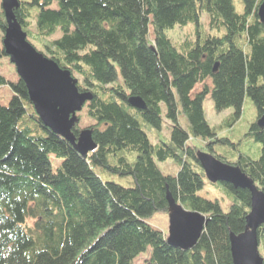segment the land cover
Here are the masks:
<instances>
[{
    "label": "trees",
    "instance_id": "obj_1",
    "mask_svg": "<svg viewBox=\"0 0 264 264\" xmlns=\"http://www.w3.org/2000/svg\"><path fill=\"white\" fill-rule=\"evenodd\" d=\"M19 1L15 14L29 41L38 40L45 55L80 77L79 90L92 94L85 105L94 121L86 126L97 149L80 154L42 123L24 81L0 73V87L9 83L13 90L7 105L0 102V264H134L147 252L145 264H233L230 235L246 230L251 193L210 182L194 140H204L209 153L239 166L264 191V126L257 123L264 116L262 0H243L242 13L233 0ZM203 12L219 33L201 27ZM189 23L195 37L176 45L167 31ZM5 25L0 10L2 32ZM208 79L212 87L193 95ZM208 94L216 110L234 109L222 125L205 117ZM131 96L145 109L131 106ZM246 97L257 110L246 135L260 143V155L238 151L229 161L213 144L229 140L219 132L240 117ZM163 105L170 138L153 143L139 116L161 130ZM79 130L77 124L74 134ZM52 154L61 159L56 170ZM167 159L178 164L176 174L159 168L157 160ZM96 167L131 175L134 186L104 180ZM207 183L231 198L228 211L218 198L200 194ZM167 191L207 218L192 249L171 246L147 221L155 211L168 212ZM258 238L261 254L264 224Z\"/></svg>",
    "mask_w": 264,
    "mask_h": 264
},
{
    "label": "water",
    "instance_id": "obj_2",
    "mask_svg": "<svg viewBox=\"0 0 264 264\" xmlns=\"http://www.w3.org/2000/svg\"><path fill=\"white\" fill-rule=\"evenodd\" d=\"M1 1L6 20L2 46L19 78L26 84L37 115L46 127L65 138L86 157L97 149L93 130L90 127L84 128L75 135L73 129L79 123L77 113L92 99V94L80 91L78 79L70 69L61 67L29 41L27 32L15 14L20 1ZM257 14L260 21L264 22V0L260 3ZM216 69L217 64L214 71ZM128 102L138 109L146 107L145 102L137 96L129 97ZM257 123L263 127L264 116ZM199 158L210 182L228 183L234 188L250 191L251 208L247 215L246 230L230 235L233 264H263L258 228L264 224V191L239 166L223 162L211 153L200 152ZM166 197L169 213V234L166 240L173 247L192 249L207 224V218L199 211L185 208L170 191H167Z\"/></svg>",
    "mask_w": 264,
    "mask_h": 264
},
{
    "label": "rangeland",
    "instance_id": "obj_3",
    "mask_svg": "<svg viewBox=\"0 0 264 264\" xmlns=\"http://www.w3.org/2000/svg\"><path fill=\"white\" fill-rule=\"evenodd\" d=\"M234 5L238 12L242 13L244 11L243 0H233ZM0 0V10H2ZM201 27L206 28L207 32L210 33H219L216 30L210 29L208 24V17L206 12H203L201 15ZM152 28V27H151ZM195 23H189L185 26H176L173 29L167 31V34L172 38L173 42L178 45L184 39L189 38L193 39L195 37ZM4 32V31H3ZM3 32L0 28V47L2 46L3 41ZM61 35V31L58 30L51 38H57ZM33 44L38 50L44 51L43 45L36 39H32ZM0 73L3 74L9 81L18 80L19 76L16 72V68L13 63L10 62L7 56H4L0 59ZM78 81L81 82L79 76L76 77ZM205 85H208L209 88L212 87L211 79L206 80L203 83H199L193 90V95L201 91ZM13 95V90L9 83H6L0 87V102L4 105L9 103L10 98ZM234 111L233 108H225L220 111L216 110L214 107L213 100L211 95L208 94L204 100V112L205 117L211 126H219L225 123L227 117ZM79 117V127L80 130L88 128L86 125L90 124L94 120L90 118L86 111V105L82 108L81 111L77 113ZM257 118V110L249 97H246L244 102V107L240 117L233 122L231 126L226 125L219 134L221 138H229L225 141H217L213 144L215 150L219 154L226 155L229 161L234 160L238 156V151L246 153L253 158H257L260 155V143L256 141L253 137L246 135V132L249 129V126ZM140 121L143 124L144 129L149 134V137L153 143H158L161 139L168 140L170 138V122L166 119L165 116V107L163 105V123L161 130L155 129L148 125L144 119L139 116ZM181 124L188 127L187 120L184 116H181ZM194 144L197 145L201 152L209 153L205 148V141L201 139H195ZM136 157L135 152L130 153L128 158L134 160ZM51 162L53 165V170H56L58 165L61 162V159L57 158L55 155H51ZM157 164L161 171L165 174H176L179 166L172 159H167L164 161L157 160ZM96 172L104 180H112L117 183L123 184L125 186H134V180L131 175H122L116 172H111L102 167H96ZM200 194L207 196L209 198L215 199L218 198L223 210L228 211L230 208L231 198L227 196L224 192H219L210 184H206L205 187L200 191ZM147 221L153 226L160 229L166 236L169 232V213L166 211H155L151 216L147 218ZM262 256L264 257V251H261ZM148 257V252L139 255L135 260L134 264H145V259Z\"/></svg>",
    "mask_w": 264,
    "mask_h": 264
}]
</instances>
